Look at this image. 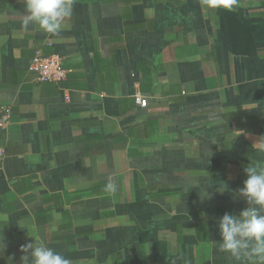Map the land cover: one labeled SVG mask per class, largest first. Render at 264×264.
Wrapping results in <instances>:
<instances>
[{
    "label": "crops",
    "instance_id": "crops-1",
    "mask_svg": "<svg viewBox=\"0 0 264 264\" xmlns=\"http://www.w3.org/2000/svg\"><path fill=\"white\" fill-rule=\"evenodd\" d=\"M71 3L52 35L0 0V264L34 240L72 264H243L218 218L264 167V0ZM35 51L65 78L36 80Z\"/></svg>",
    "mask_w": 264,
    "mask_h": 264
},
{
    "label": "clouds",
    "instance_id": "clouds-1",
    "mask_svg": "<svg viewBox=\"0 0 264 264\" xmlns=\"http://www.w3.org/2000/svg\"><path fill=\"white\" fill-rule=\"evenodd\" d=\"M23 26L38 25L43 31L58 35L66 18L72 14L71 0H23ZM254 145L264 150V136ZM246 180L238 190L247 207L238 215L226 212L219 220L218 251L230 254L243 264H264V167L248 164ZM106 189H114L111 177ZM0 236V251H4ZM34 240V239H33ZM21 264H72L69 258L44 244L26 242L21 245ZM11 262V261H10Z\"/></svg>",
    "mask_w": 264,
    "mask_h": 264
},
{
    "label": "built area",
    "instance_id": "built-area-1",
    "mask_svg": "<svg viewBox=\"0 0 264 264\" xmlns=\"http://www.w3.org/2000/svg\"><path fill=\"white\" fill-rule=\"evenodd\" d=\"M65 64V60L58 55H42L40 51H35L29 70L36 75L38 81L59 82L67 73ZM134 100L140 107L147 106V99L138 93L134 95ZM11 113L12 109L9 105L0 106V132L9 125ZM4 152V148L0 146V162Z\"/></svg>",
    "mask_w": 264,
    "mask_h": 264
}]
</instances>
